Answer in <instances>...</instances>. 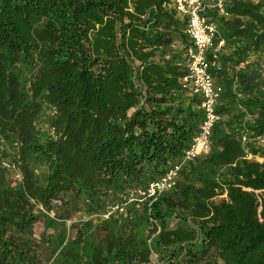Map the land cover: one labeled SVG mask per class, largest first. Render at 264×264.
<instances>
[{
    "label": "trees",
    "instance_id": "1",
    "mask_svg": "<svg viewBox=\"0 0 264 264\" xmlns=\"http://www.w3.org/2000/svg\"><path fill=\"white\" fill-rule=\"evenodd\" d=\"M169 1L0 0V129L23 144L14 195L21 202L50 211L67 196L142 187L190 146L202 113L197 99H181L190 43L172 51L174 36L187 35ZM226 11L215 45L226 39L233 52L218 53L210 73L222 84L217 112L227 119L214 128L209 154L139 218L152 220L155 246L170 257L189 246L185 264H264V147L256 146L264 138V75L248 59L264 52V0H226ZM45 105L54 112L53 137L39 143L34 123ZM37 165L47 173L35 175ZM171 214L199 223L197 245L192 231L168 228ZM34 220L4 199L0 264H32L10 232L29 233ZM138 225L83 223L54 264H149Z\"/></svg>",
    "mask_w": 264,
    "mask_h": 264
},
{
    "label": "rangeland",
    "instance_id": "2",
    "mask_svg": "<svg viewBox=\"0 0 264 264\" xmlns=\"http://www.w3.org/2000/svg\"><path fill=\"white\" fill-rule=\"evenodd\" d=\"M221 37L224 36L222 28H218ZM183 34V33H182ZM184 36V34H183ZM222 40V39H221ZM224 45L219 51V55H227L233 52L234 45L224 39ZM187 37L181 35L174 36V42L171 46L172 51L181 52L188 45ZM181 61L184 59L181 56ZM248 59L258 63L262 68L264 75V52L259 54H250ZM222 85V84H221ZM185 102L189 101V96L185 93L181 96ZM54 117L53 109L47 105L44 106L42 114L35 121V131L38 133L39 143H43L47 138L53 137L50 128L51 121ZM227 116L224 115V121ZM17 142L18 146L14 143ZM256 146L264 147V139L258 140ZM23 152V144L18 140L17 136L0 129V206L2 207L4 199L8 205L17 206L24 213H30L35 217L29 233H13L14 243L19 248H25L29 251V257L32 264H54L59 254L74 240L78 235L80 225L83 223H91L93 226L105 221V215L110 213L108 219L117 220L123 228L129 222L140 223V232L147 240V247L150 251L149 264H185L186 249L189 246H183V252L176 258L168 255V250L161 251V248L155 246L156 234H152V220L143 224L139 218H146L149 214V205L146 201L139 204L138 194L132 192L138 187H134L119 192L101 191L95 195H81L78 199H69L65 197L61 201L54 202L50 211H46L33 201L27 200L26 203L21 202L15 195L21 191L23 183V173L21 169V157ZM248 159L259 161V159ZM47 169L43 165H37L35 175H44ZM225 195L217 197L214 203L219 204L225 199ZM69 199V200H68ZM139 205V208L137 206ZM148 208V209H147ZM147 209V213L144 210ZM150 219V218H149ZM166 224L169 229L173 230L177 227L192 231L195 234L197 245L201 241V230L198 222L182 218H177L175 214H171L166 218ZM81 232V230H80ZM85 237H90L89 231H83ZM187 261V260H186Z\"/></svg>",
    "mask_w": 264,
    "mask_h": 264
},
{
    "label": "built area",
    "instance_id": "3",
    "mask_svg": "<svg viewBox=\"0 0 264 264\" xmlns=\"http://www.w3.org/2000/svg\"><path fill=\"white\" fill-rule=\"evenodd\" d=\"M166 9L184 26L190 43L183 53L187 72L180 85L188 96L199 101L202 121L198 133L182 156L171 163L161 176L132 191L138 194L139 204L146 201L149 206L176 188L184 168L209 154L213 130L224 121V117L217 112L223 87L215 81L210 69L215 67V59L224 45L221 39L215 45V40L219 35L217 19L230 18L226 0H170ZM14 145L18 146V143ZM109 215H105V219Z\"/></svg>",
    "mask_w": 264,
    "mask_h": 264
}]
</instances>
